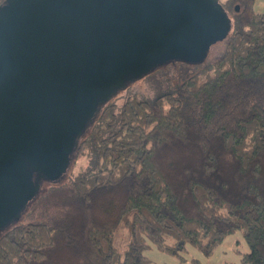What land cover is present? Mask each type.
<instances>
[{"label":"trees","instance_id":"16d2710c","mask_svg":"<svg viewBox=\"0 0 264 264\" xmlns=\"http://www.w3.org/2000/svg\"><path fill=\"white\" fill-rule=\"evenodd\" d=\"M253 1H219L238 9L210 61L158 66L145 75L151 98L101 107L73 159L88 164L0 232V264H153L152 246L209 255L236 230L241 263L264 264V11Z\"/></svg>","mask_w":264,"mask_h":264},{"label":"water","instance_id":"95a60500","mask_svg":"<svg viewBox=\"0 0 264 264\" xmlns=\"http://www.w3.org/2000/svg\"><path fill=\"white\" fill-rule=\"evenodd\" d=\"M230 27L219 0H4L0 232L61 179L116 92L170 61L202 62Z\"/></svg>","mask_w":264,"mask_h":264},{"label":"rangeland","instance_id":"374dc122","mask_svg":"<svg viewBox=\"0 0 264 264\" xmlns=\"http://www.w3.org/2000/svg\"><path fill=\"white\" fill-rule=\"evenodd\" d=\"M224 1V0H219ZM238 6V5H237ZM253 9L258 11H264V0H254L253 1ZM235 6H230L227 14L230 17L232 15V8ZM230 14V15H229ZM213 45V46H212ZM210 46V49L206 56V61H210L214 56L219 54L223 49V44L220 41L215 42ZM153 69L152 71H154ZM160 77V76H159ZM171 85H167L164 89L173 88L176 84V80L171 77L170 80ZM153 94V89L146 81L145 76L142 78H138L135 80H130L125 88L116 92L111 99L108 100L107 103L113 102L117 108H120L122 104L125 102L126 98L129 96H136L138 98H151L150 96ZM106 103V104H107ZM81 141V140H80ZM83 141V139H82ZM86 151V149L84 150ZM74 157L71 159L67 171L63 174L60 180H66L71 176L72 171H77L82 167H85L88 164L87 157L82 155L81 157L74 160ZM73 161V162H72ZM75 163V164H74ZM51 181H42L41 191L44 190ZM24 212H22L20 218H24ZM32 216V215H31ZM18 220L22 221V220ZM29 219H25L27 221ZM128 239V233L126 228L123 225H120L115 236V245L121 249L125 246ZM246 243L242 238L241 230H236L233 233L227 235L223 241L213 250V252L209 255L203 254L198 248L187 244L186 251L182 253V257L185 259H181V257L177 255H171L165 252L160 251L155 246H152L148 251V255L150 256L153 264H242L240 261V255L237 250H245ZM236 249V251H234Z\"/></svg>","mask_w":264,"mask_h":264},{"label":"clouds","instance_id":"9594fccd","mask_svg":"<svg viewBox=\"0 0 264 264\" xmlns=\"http://www.w3.org/2000/svg\"><path fill=\"white\" fill-rule=\"evenodd\" d=\"M0 3H3V0H0Z\"/></svg>","mask_w":264,"mask_h":264}]
</instances>
